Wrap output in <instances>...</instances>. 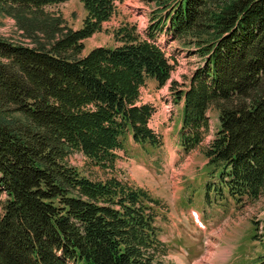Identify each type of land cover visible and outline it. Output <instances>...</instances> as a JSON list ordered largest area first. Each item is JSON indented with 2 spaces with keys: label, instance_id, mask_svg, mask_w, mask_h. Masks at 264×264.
I'll use <instances>...</instances> for the list:
<instances>
[{
  "label": "trees",
  "instance_id": "16d2710c",
  "mask_svg": "<svg viewBox=\"0 0 264 264\" xmlns=\"http://www.w3.org/2000/svg\"><path fill=\"white\" fill-rule=\"evenodd\" d=\"M68 0H0L33 46L0 39V264H161L160 202L115 175L82 174L78 153L112 169L131 134L157 146L148 127L154 112L138 103L148 79L158 86L172 65L158 40L166 32L201 61L184 89L179 141L199 147L218 112V128L203 148L229 193L258 197L264 185V0H155L141 36L128 24L119 43L85 54L83 41L102 29L116 0H80L78 29L59 28L44 7ZM113 170V169H112ZM226 179V181H225Z\"/></svg>",
  "mask_w": 264,
  "mask_h": 264
},
{
  "label": "rangeland",
  "instance_id": "374dc122",
  "mask_svg": "<svg viewBox=\"0 0 264 264\" xmlns=\"http://www.w3.org/2000/svg\"><path fill=\"white\" fill-rule=\"evenodd\" d=\"M115 5L114 14L102 24V29L83 41L82 54L96 46L119 44L114 30L125 24L146 36L155 15L156 1L116 0ZM43 10L46 17L60 18L61 29L80 28L85 16L80 0L49 4ZM157 34L159 40L156 42L172 65L170 78L163 86L148 79L140 89L138 103L147 102L154 108L148 126L156 132L158 146L136 144L129 134L122 141L123 148L117 151L113 170L93 167L78 153L71 154L69 161L84 175L98 178L115 175L146 189L158 199L159 239L165 245L158 256L161 264H264V185L258 197L245 196L241 207L236 208L229 201L224 214L208 213L204 220L206 230L197 227L190 216L189 210L194 208L190 204L200 210L203 205V190L198 178L209 172V168H206L202 150L215 136L218 112L213 108L206 112L209 128L200 146L187 153L179 152L176 130L180 106L174 96L176 90L188 84V78L201 59L193 52L196 45L186 48L164 31ZM0 39L27 46H33L38 39L46 41L41 33L26 34L11 15L2 11Z\"/></svg>",
  "mask_w": 264,
  "mask_h": 264
}]
</instances>
